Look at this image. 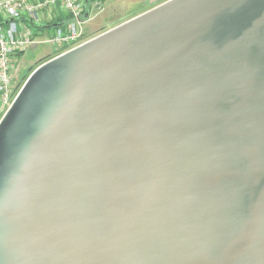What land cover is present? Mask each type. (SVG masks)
Instances as JSON below:
<instances>
[{
    "label": "water",
    "instance_id": "water-1",
    "mask_svg": "<svg viewBox=\"0 0 264 264\" xmlns=\"http://www.w3.org/2000/svg\"><path fill=\"white\" fill-rule=\"evenodd\" d=\"M0 264H264V0H165L32 70Z\"/></svg>",
    "mask_w": 264,
    "mask_h": 264
},
{
    "label": "built area",
    "instance_id": "built-area-1",
    "mask_svg": "<svg viewBox=\"0 0 264 264\" xmlns=\"http://www.w3.org/2000/svg\"><path fill=\"white\" fill-rule=\"evenodd\" d=\"M85 7V0L0 1V13L5 20L0 24V116L9 108L20 89L12 87V57L25 51L33 42L36 24L52 19L57 10L69 15L66 26L57 27L48 39L56 51L63 53L88 40L81 29L87 17Z\"/></svg>",
    "mask_w": 264,
    "mask_h": 264
},
{
    "label": "rangeland",
    "instance_id": "rangeland-1",
    "mask_svg": "<svg viewBox=\"0 0 264 264\" xmlns=\"http://www.w3.org/2000/svg\"><path fill=\"white\" fill-rule=\"evenodd\" d=\"M142 2V0H92L87 5L89 16L85 18L81 26L82 30L84 29L86 32H95L101 28L106 30L109 26L123 22V20L132 16V14L138 12L143 7ZM48 39V35L39 37L37 39L40 42L38 50L34 53L28 49L18 60L19 64L17 67L20 68V72H26L31 66L25 75L19 79L18 87L22 86L27 74L33 67L50 59L47 58L44 61H40V63L39 61L34 63L39 57L50 53L51 43Z\"/></svg>",
    "mask_w": 264,
    "mask_h": 264
},
{
    "label": "crops",
    "instance_id": "crops-1",
    "mask_svg": "<svg viewBox=\"0 0 264 264\" xmlns=\"http://www.w3.org/2000/svg\"><path fill=\"white\" fill-rule=\"evenodd\" d=\"M0 1H3V0H0ZM142 8L138 11V12H135L134 14H132V16L136 15V14H139L165 0H142ZM86 15L87 17L89 16V11L87 10L86 11ZM85 15V16H86ZM86 17V18H87ZM131 17V16H130ZM127 19V18H126ZM68 20H69V15L66 14L65 12H62V11H55L54 14H53V17L52 19L50 20H47V19H44V20H41L40 22H38V24H36V35L33 37V42L26 48L25 51L21 52V53H17L15 54L13 57H12V61H13V69H12V87H16L18 88V83H19V79L21 77H23L25 75V73L28 71V69H30V67L27 69V71L25 72H20V68L17 67L18 66V60L23 56V54L29 49V50H32L34 53L35 51L38 50L39 48V45H40V42L37 41V39L41 36H44V35H48V38H50L54 32H55V29L57 27H65L66 24L68 23ZM125 21V20H123ZM5 22V20H4ZM121 23V22H119ZM118 23V24H119ZM117 24H113L112 26H109L107 29L115 26ZM82 29V27H81ZM102 29V28H101ZM98 30V31H95V32H86L84 29L82 30L83 31V34L84 36L86 37V39H90L94 36H96L97 34L105 31V29L103 30ZM61 53V51H56L55 50V47L51 44V51L50 53L44 55V56H41L39 57L35 62L39 61H44L45 59L47 58H52L54 56H56L57 54Z\"/></svg>",
    "mask_w": 264,
    "mask_h": 264
},
{
    "label": "trees",
    "instance_id": "trees-1",
    "mask_svg": "<svg viewBox=\"0 0 264 264\" xmlns=\"http://www.w3.org/2000/svg\"><path fill=\"white\" fill-rule=\"evenodd\" d=\"M92 0H88V4L91 2ZM87 4V5H88ZM87 5H86V7H85V11H87ZM132 17V16H131ZM131 17H128L127 19H129V18H131ZM127 19H125V20H127ZM4 23V18H3V15L0 13V24H3ZM39 65V64H38ZM38 65H36L35 67H33L31 70H30V72L27 74V76H26V78L28 77V75L32 72V70H34ZM25 78V79H26ZM18 88H20V87H18ZM17 88V89H18ZM1 117V116H0Z\"/></svg>",
    "mask_w": 264,
    "mask_h": 264
}]
</instances>
